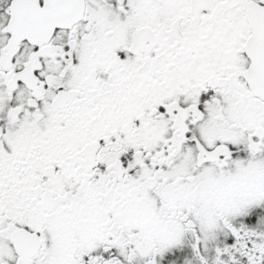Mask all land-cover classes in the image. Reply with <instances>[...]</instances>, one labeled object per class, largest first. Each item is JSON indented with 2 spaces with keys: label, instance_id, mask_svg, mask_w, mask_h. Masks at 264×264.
<instances>
[{
  "label": "snow or ice",
  "instance_id": "obj_1",
  "mask_svg": "<svg viewBox=\"0 0 264 264\" xmlns=\"http://www.w3.org/2000/svg\"><path fill=\"white\" fill-rule=\"evenodd\" d=\"M0 264H264V0H0Z\"/></svg>",
  "mask_w": 264,
  "mask_h": 264
}]
</instances>
